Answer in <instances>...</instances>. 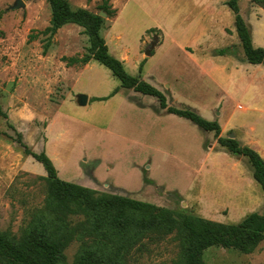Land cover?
I'll list each match as a JSON object with an SVG mask.
<instances>
[{"label":"rangeland","instance_id":"rangeland-1","mask_svg":"<svg viewBox=\"0 0 264 264\" xmlns=\"http://www.w3.org/2000/svg\"><path fill=\"white\" fill-rule=\"evenodd\" d=\"M68 1L75 9L99 15L105 0ZM107 1L117 14L102 17L101 33L128 74L156 87L169 106L191 108L208 121H218L224 138L234 135L264 158V66L258 70L251 66L256 69L250 70L256 80L253 90L247 79L231 72L230 65L225 77L219 78L199 68L194 59L198 45L212 50L211 55L230 47L237 53L234 58L244 62L234 13L226 5L229 0ZM239 7L254 46L264 48V7L251 0H239ZM51 18L49 0H0V108L9 117L0 115V232L20 238L45 208L48 195L47 173L16 142L18 133L30 151H46L63 181H77L104 161L98 177L133 193L101 186L95 190L99 194L129 196L178 215L224 224H239L253 213L264 215V192L246 158H240L238 168L228 162L227 154L219 159L208 156L209 146L217 144L213 132L175 115H160L153 96L140 94L148 107L128 99L120 80L97 61L87 67L67 66L63 58L89 54V40L74 24L64 26L52 39L40 34ZM206 30L213 34L206 36ZM32 35L38 37L30 40ZM154 41L157 45L147 57L145 51ZM177 41L188 43L192 55H180ZM80 94L110 98L90 100L83 107L78 103ZM236 187L240 194L233 192ZM78 249L77 242L67 248L68 263L74 262ZM177 254L173 235L134 253L131 264H171ZM203 260L264 264V241L251 254L210 248Z\"/></svg>","mask_w":264,"mask_h":264},{"label":"trees","instance_id":"trees-1","mask_svg":"<svg viewBox=\"0 0 264 264\" xmlns=\"http://www.w3.org/2000/svg\"><path fill=\"white\" fill-rule=\"evenodd\" d=\"M264 7V0H251ZM52 9L50 26L40 34L52 39L69 24L84 29L89 40V54L83 58H63L67 66L88 65L95 60L120 80L122 88L132 89L158 100L159 110L192 122L204 132H213L221 147L231 155L243 157L251 166L253 179L264 192V158L236 138L221 136L218 121H208L194 109L168 105L166 96L156 87L128 74L124 63L114 57L102 36L105 20L86 9L72 7L68 0H49ZM226 5L234 13L235 29L240 39L244 62L264 65V48L255 47L251 30L241 15L239 0ZM107 17L116 10L107 0L101 7ZM38 35H32L35 40ZM49 45L44 49L47 55ZM214 56H237L232 48L219 49ZM141 64L139 70L143 71ZM117 90L113 93L116 94ZM112 96V95H111ZM108 98H93L101 102ZM0 115H8L0 108ZM25 154L43 165L47 173L48 195L45 208L25 229L20 238L0 232V264H70L65 252L73 243L79 249L72 264H131V257L152 242L174 235L178 254L171 264H206L204 253L210 248L253 253L264 241V215L253 213L239 224H224L194 215H178L172 210L123 195L106 196L75 183L63 181L46 151H30L18 133L16 141ZM93 169L86 176L95 180ZM147 181V179H146Z\"/></svg>","mask_w":264,"mask_h":264},{"label":"crops","instance_id":"crops-1","mask_svg":"<svg viewBox=\"0 0 264 264\" xmlns=\"http://www.w3.org/2000/svg\"><path fill=\"white\" fill-rule=\"evenodd\" d=\"M212 8H213V3L212 2L208 3V8H207L208 11H211ZM206 31H207L206 36H208L210 34L211 30L210 31L206 30ZM212 34H213V32H211V35ZM187 44L188 43L184 44L182 41H177L175 43L177 51L180 55H181V53L192 55V53H189L188 50L186 49L188 46H190ZM201 48L202 47L197 45V48H196L195 54H194L195 62L199 68L200 67L205 68L207 71H210L214 76H217L219 78H223V77H225L226 72L229 70L228 66L230 65L231 72H234V74L238 77L242 76L245 79H247L249 89L256 90L255 89V84H256L255 76L253 75V73L250 72V70H256L255 68L251 67L252 64H249L247 62H240L238 59H235L232 56L214 57V55L209 54L210 52H212V50L205 51ZM93 61L94 60L90 61V63L88 65H86L85 67L89 66ZM253 66H257L256 68L258 70V69H262L263 68L262 66H264V65H253ZM143 72H144V69H143ZM126 90H127L126 92H128V97H127L128 99H136V100H139L142 103H144L146 105V107L150 106L149 105L150 103H148L143 97H141V95H140L141 93L135 92L132 89H126ZM88 97L91 100L90 94L88 95ZM96 98H100V97H96ZM130 104H132V103H130ZM154 104L159 105V103H154ZM164 112L165 111L162 110L160 115L167 114ZM221 128H222L221 136L223 137L225 134V131H224L223 127H221ZM239 142L242 143L241 141H239ZM217 144L215 143V144L209 146V148L207 150L208 156L217 155L215 157L217 159H219V157H222V156L224 158L225 155L227 154V155L231 156V158L228 159L229 160L228 162H230L231 165L233 164V165H236L238 168H242V165H241L242 161H240L241 157L229 154L225 148H223ZM52 156H56V154L52 153ZM225 158H227V157H225ZM102 167H104V161H103V163H101L99 168H97L94 171L95 180L87 177L86 175L85 176L81 175L79 177V179H77V181H81V183L77 182L75 180L72 183L78 184L80 186H83V187H86V188H89L92 190H99L98 188H100L101 186H103L105 188L112 186L115 189V191L120 190V191H123V192L128 193V194H133V193H130L126 188L121 187L117 183H114V182L113 183H110V182L107 183L106 179H102V178L98 177V169H100ZM242 174H243V172L241 173V177H242ZM233 192L240 194L241 189L239 187H236V189Z\"/></svg>","mask_w":264,"mask_h":264},{"label":"water","instance_id":"water-1","mask_svg":"<svg viewBox=\"0 0 264 264\" xmlns=\"http://www.w3.org/2000/svg\"><path fill=\"white\" fill-rule=\"evenodd\" d=\"M20 5L21 4L19 3L18 6L20 7ZM99 16H101L103 18L107 17V15L104 12H100ZM156 45H157L156 41L152 42L151 46L145 51V55L147 57H151L152 56ZM89 101H90V99H89L88 95H85V94L78 95V103H79L80 106H83V107L87 106ZM234 138H235L234 135H230V139H234Z\"/></svg>","mask_w":264,"mask_h":264}]
</instances>
